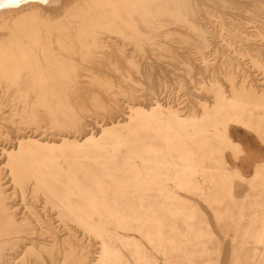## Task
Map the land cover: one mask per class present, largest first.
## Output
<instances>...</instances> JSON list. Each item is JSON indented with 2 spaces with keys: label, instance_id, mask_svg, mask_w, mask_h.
I'll list each match as a JSON object with an SVG mask.
<instances>
[{
  "label": "bare ground",
  "instance_id": "bare-ground-1",
  "mask_svg": "<svg viewBox=\"0 0 264 264\" xmlns=\"http://www.w3.org/2000/svg\"><path fill=\"white\" fill-rule=\"evenodd\" d=\"M246 5L264 15L258 0H0V264H222L226 238L229 264H264V160L248 178L227 152L238 130L264 143V85L212 74L208 55ZM167 74L212 101L174 103ZM94 112L109 120L92 129Z\"/></svg>",
  "mask_w": 264,
  "mask_h": 264
},
{
  "label": "rangeland",
  "instance_id": "rangeland-1",
  "mask_svg": "<svg viewBox=\"0 0 264 264\" xmlns=\"http://www.w3.org/2000/svg\"><path fill=\"white\" fill-rule=\"evenodd\" d=\"M258 3L261 5H264V0H258ZM248 5V4H247ZM246 6H243L241 8L242 11H237L230 14H226V20L229 22L228 26L223 30L219 31L216 30L214 32V40L216 41L215 45L213 46V49L210 50V53L208 55L210 58L215 59L214 61L217 62V67L215 69L212 68V74L218 70V65H222V68H226V70H230L231 67H234L232 71H234V75L236 76V81H241L242 77L244 75L247 76L248 79L251 81L257 83H261L264 85V70L258 69L256 67H251L249 63V54H262L263 57V63H264V40H261L260 37L256 36V29H264V15L263 16H257L255 14H248L245 12ZM264 14V9H263ZM231 28L235 29L238 33H241L242 35L251 36L252 40L248 44L245 40L241 41L239 37L237 36L234 38L231 34ZM223 35V36H221ZM222 39H225V41H222ZM225 43V44H224ZM226 44H231L230 47H225ZM234 48V50L237 49L239 51L238 53L244 54V57L242 58V63H235V59L231 60L233 63L230 64V61L226 59V55L230 53V49ZM230 64V65H229ZM264 67V66H263ZM111 77H113L111 74L105 73ZM159 77V76H158ZM161 77H163L161 75ZM168 78V80H167ZM164 80H167V96H170L171 101L174 103H180V106H183L185 108L191 109L192 111H195L197 114L200 113L201 106L200 102H211L212 98L210 94L202 93V94H193L194 88L191 87V84L187 86H184L183 88H178L176 81L174 78L167 74L166 78ZM222 82H225L223 80ZM225 87H227V83H223ZM122 85H124L122 83ZM228 89V87H227ZM124 94H122L123 96ZM166 94H163L165 96ZM166 97V96H165ZM125 102L123 97L121 99V102L118 103V108L116 109V115H121L125 113L126 108L125 106L128 104L122 103ZM145 102H149V97L146 98ZM94 121L97 124L91 126L92 129L95 127H98L102 124V122H105L109 120L108 117L104 114V112H94L93 113ZM235 139L242 145V147H235L234 149L228 150V158L229 161L232 164L240 166L243 173L249 177H251L253 173V168L256 162H260L261 160H264V143L257 137V135L252 131H246L240 132L239 130L234 133ZM247 168V169H246ZM249 170V171H248ZM245 183V187L240 190L241 194L244 195L245 192L248 190L247 182ZM200 206L202 210L206 213L210 223L215 228L217 234L223 238L221 231L217 228V223L215 221V218L213 216V212L208 207L205 202L202 200L199 201ZM230 238H226V242L224 243V251H223V257H222V264H229L230 259V252H231V244Z\"/></svg>",
  "mask_w": 264,
  "mask_h": 264
}]
</instances>
